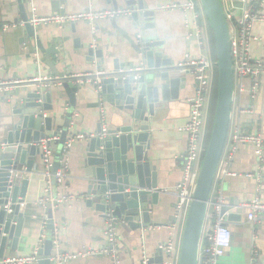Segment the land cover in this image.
Masks as SVG:
<instances>
[{
    "label": "crops",
    "instance_id": "crops-1",
    "mask_svg": "<svg viewBox=\"0 0 264 264\" xmlns=\"http://www.w3.org/2000/svg\"><path fill=\"white\" fill-rule=\"evenodd\" d=\"M23 1L29 21L36 16L54 17L88 11H113L112 6L107 5L105 0ZM119 1L121 7L126 9L125 2ZM196 1L199 5L196 12H186L181 9L167 8L168 5L184 2V0H144L149 9L155 11V39L163 43L162 51L173 63L180 65L187 61L188 56L198 59L204 54L213 60V89L207 120L209 121L217 78V62L213 59L211 24L204 8H200L201 1ZM234 1V13L236 17H240L241 4L239 0ZM22 16L19 0H0V85L8 90L6 92L0 90V143L6 133V124L13 119V107L7 100L19 86L44 78L50 81L48 82L50 86L42 85L45 91L58 90L56 88L60 85L54 81L57 75L43 61L46 54L38 49L35 38H30L25 31ZM119 20L121 24H126L125 18ZM14 25L16 27H13ZM35 28L36 36L41 37L46 49L55 44L60 51V55H52L50 60L55 63L61 75L81 77L99 72L108 73L113 70L115 60L121 65L135 61L132 45L113 28L112 18L95 22L94 29L86 21L65 25L42 23ZM254 33L264 37V23L256 25ZM90 45L104 51L105 63L101 68L97 66L98 59L88 60L87 50ZM252 54L264 59L263 45L259 42L253 43ZM182 72H186V75L181 79L178 97L170 98L172 90L168 91L169 99L161 102L151 128L150 156L153 157L157 167L158 188L161 190L159 204L152 206L154 210L152 222L157 226L134 230L122 221L116 222L121 264H141L144 257L151 258L158 252L160 245L169 241L174 242L175 251L170 255L163 252L165 263L176 262L180 256L186 220L176 216L175 208L178 198L175 196V191L183 179L188 144L187 135L180 130V127L184 126L189 119V99L196 94L197 86L196 77L191 71L187 72L185 68ZM16 81L20 83H15ZM247 84L250 85V81ZM24 88L26 87H21V89ZM76 98V104L72 106L64 95L62 111L67 113V116L73 117L68 139L77 135L92 137L101 126L106 129L114 128L112 117L117 112L116 109L105 103L103 112L98 93L92 87L84 88ZM249 109H253V113H248ZM234 127H239L247 133H260L264 137V79L254 102L248 94L235 95L230 128ZM88 139L75 141L70 150L69 178L65 188L60 189L57 184L49 187L44 161H40L38 173L24 175L31 182L27 199L21 205V213L25 215L27 223L19 253H8L6 258L25 257L37 253L43 245L41 235L44 234L45 239L59 243L58 249L54 246L53 256L58 251L78 255L69 264H112V260L105 256L90 258L79 256L87 249L99 250L107 244V219L97 212L95 207H89L87 203L86 191L89 180L84 159ZM230 153L231 145L227 141L223 158L225 159ZM62 158V153L59 152H55L52 157L54 162L59 163ZM229 170L237 173V176L215 180L206 227L212 230L216 223L217 214L214 207L217 203L222 201L223 205L230 206L229 212L237 218L233 217L231 221L226 219L227 226L232 231V245L222 259V264H260L264 260V221L249 222L245 209L241 207L243 203L257 196L264 201V180L261 192H257L256 179L247 177L256 170L253 149L250 146L240 147L234 155ZM62 195L71 197L69 202H60ZM42 201L47 202V205L55 201L59 204L57 208H53L52 228L48 224L47 205L41 207ZM233 204L236 206H232Z\"/></svg>",
    "mask_w": 264,
    "mask_h": 264
},
{
    "label": "water",
    "instance_id": "water-1",
    "mask_svg": "<svg viewBox=\"0 0 264 264\" xmlns=\"http://www.w3.org/2000/svg\"><path fill=\"white\" fill-rule=\"evenodd\" d=\"M105 0L113 11L128 10L129 15L112 17L113 28L132 45L135 61L121 65L117 60L114 68L100 75V95L105 103L116 109L113 127L104 132L101 126L96 135L87 140L84 164L89 187L86 191L88 206L105 217L111 214L116 222H124L134 230L157 226L152 222L154 210L160 200L157 167L150 156L152 124L162 101L176 99L181 86L184 68L173 63L162 51L163 43L156 41L155 11L144 0ZM211 24L217 54L218 96L212 133L194 188L182 236L179 264H198L199 250L205 222L211 205V193L225 151L235 97V76L229 25L221 0H200ZM25 31L35 38L38 49L46 54L44 62L57 75L54 81L58 90L45 91L42 82L19 86L7 100L13 107V119L6 125V133L0 146V259L7 254H18L26 226L21 205L27 199L30 179L26 173H38L43 154L39 144L46 139L59 137L53 143L54 152L62 153L72 128V116L62 111L64 95L75 106L77 94L94 85L80 83L82 77L66 76L56 69L50 60L60 55L53 44L46 49L41 37L36 36L35 26L29 23L26 6L19 0ZM121 18L126 24H121ZM110 19V17L106 18ZM88 60L98 59V67L105 63L104 51L90 45ZM140 67L139 71L132 70ZM188 72V71H187ZM137 76V77H136ZM172 96V97H171ZM60 168L55 162L54 174ZM55 201L47 205L49 227H53ZM236 206V205H232ZM42 207V205H41ZM230 206L223 205L221 216L231 221ZM227 224V223H226ZM54 244L45 240L38 251L36 264H55L52 260ZM144 264V260L141 262ZM147 264H165L160 249Z\"/></svg>",
    "mask_w": 264,
    "mask_h": 264
},
{
    "label": "built area",
    "instance_id": "built-area-1",
    "mask_svg": "<svg viewBox=\"0 0 264 264\" xmlns=\"http://www.w3.org/2000/svg\"><path fill=\"white\" fill-rule=\"evenodd\" d=\"M226 13L229 35L232 44V56L234 64V76H235V95H250L251 100L254 102L260 92L262 86V80L264 79V59L262 57H256L252 54L253 43L259 42L264 47V37L257 36L254 33L255 27L258 24L264 23V0H239L241 16L236 17L234 13L235 1L234 0H221ZM202 6H200L201 9ZM170 10L181 9L186 12L194 11L199 8L196 0H184V2L173 3L167 6ZM130 11H100V12H84L76 15L68 16H54V17H34L29 23L37 26L42 23H55L58 25H65L68 23H76L79 21H86L91 24L94 29L95 22L104 20L108 17L126 16ZM13 27H16L15 25ZM8 28V27H7ZM187 61L181 63L179 66L187 68V71H191L196 77V94L189 99L190 115L187 123L180 127V130L187 135L188 144L184 165L183 179L177 185L175 196L178 201L176 204V216L182 217L186 220L188 210L192 201L194 188L197 182V178L200 172V168L207 150L205 147L206 135L208 131V111L210 104V97L213 89V60L207 55H202L198 59H194L190 56ZM141 68L137 67L139 71ZM88 74L81 76L80 83H86L88 85H94L96 87L100 107L104 112L105 100L100 95V75ZM137 77V76H136ZM36 82L45 83L43 85L50 86L48 84L49 79L44 78L42 80L35 79ZM250 81V85L247 82ZM15 83H20L16 81ZM0 90L6 92L7 88L0 85ZM8 91V90H7ZM248 113H253V109H249ZM104 128V132H106ZM93 137V136H92ZM91 137L84 135H77L71 139H68L62 149V160L60 162V168L54 174L56 178V184L63 189L66 187V182L69 178V155L70 150L77 140H83ZM59 137H52L43 140L39 147L43 154V161L46 168L45 176L48 177L49 187L52 185V169L55 162L52 157L54 155L53 143L58 141ZM231 145V153L224 159L222 158L219 169L216 174L215 180L225 179L229 176H237V173L229 170V166L234 159L235 153L242 146H250L253 149V153L256 159V170L253 173L247 175L248 178H255L257 184V192H261L263 180H264V137L260 133H247L242 131L239 127L230 128L228 139ZM0 146L2 144L0 143ZM51 189V188H50ZM48 190V193L50 192ZM166 193H170L165 191ZM71 197L62 195L60 202L67 203ZM41 205H47V202L42 201ZM223 207L222 201L217 203L214 207L217 214V220L212 230L204 227L202 241L199 250L198 264H222V259L226 256L227 252L232 245V231L226 224V219L221 216V210ZM247 213V219L252 223H262L264 221V201L260 196L254 199L246 201L241 206ZM210 208V207H209ZM208 216V214H207ZM106 237L107 244L99 250L87 249L84 254L79 255L83 258H90L96 256H105L112 260V264H121V255L119 249V237L116 228V219L108 214L106 216ZM207 220V218H206ZM44 234L41 235V242H45ZM54 246L58 249V241L53 242ZM159 249L169 255L175 251V244L173 241H169L159 246ZM78 255H71L67 253H61L58 251L52 260L55 264H69L72 260L76 259ZM144 264L148 263V257H144ZM38 262V251L30 256L25 257H8L0 259V264H36ZM165 264H179V259L176 262H167ZM264 264V260L260 263Z\"/></svg>",
    "mask_w": 264,
    "mask_h": 264
},
{
    "label": "trees",
    "instance_id": "trees-1",
    "mask_svg": "<svg viewBox=\"0 0 264 264\" xmlns=\"http://www.w3.org/2000/svg\"><path fill=\"white\" fill-rule=\"evenodd\" d=\"M212 52H213V59L215 60V62H217L215 38H214L213 33H212ZM216 69H217V78H216L215 88H214L213 97H212L211 110H210V114H209L208 131H207V139H206L205 147L208 146V143L210 140V136H211L212 128H213L214 117H215L216 105H217V96H218V67H217V65H216Z\"/></svg>",
    "mask_w": 264,
    "mask_h": 264
}]
</instances>
